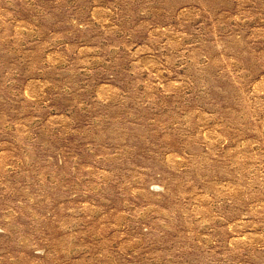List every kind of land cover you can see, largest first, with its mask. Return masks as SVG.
Segmentation results:
<instances>
[{
	"label": "rangeland",
	"instance_id": "374dc122",
	"mask_svg": "<svg viewBox=\"0 0 264 264\" xmlns=\"http://www.w3.org/2000/svg\"><path fill=\"white\" fill-rule=\"evenodd\" d=\"M0 264H264V0H0Z\"/></svg>",
	"mask_w": 264,
	"mask_h": 264
}]
</instances>
